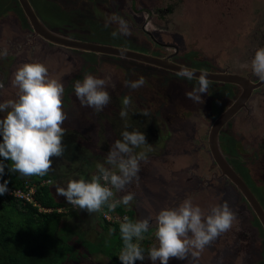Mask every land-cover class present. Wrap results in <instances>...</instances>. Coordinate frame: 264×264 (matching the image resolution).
Masks as SVG:
<instances>
[{"label": "rangeland", "instance_id": "obj_1", "mask_svg": "<svg viewBox=\"0 0 264 264\" xmlns=\"http://www.w3.org/2000/svg\"><path fill=\"white\" fill-rule=\"evenodd\" d=\"M31 2L44 24L57 34L102 44H121L152 55L166 56L178 51L176 60L180 63L210 71L239 70L238 65L240 67L251 60L247 48L244 49L249 46V27L259 24V28L264 27V0ZM113 15L128 22L130 36L113 38L111 33L118 25L105 26ZM4 49L8 55L0 56V82L4 84L0 89V103L18 98V89L12 85V80L13 73L23 63H44L49 75L64 84L63 106L70 130L76 132L80 148L83 147L77 149L71 163L73 171L67 166L62 168V174L70 175L69 179L81 176L90 179L97 174L96 165L105 162L112 144L122 138L125 125L145 133L151 151L147 152V159L140 162L139 179L118 194L121 197L134 193L135 198L125 206V212L138 206L142 217L151 218V232L144 234V240L139 242L145 260H138L136 264H152L147 255L153 245L158 246L154 232L159 211L176 207L186 198H191L193 204L206 214L212 207L227 201L236 218L231 229L205 247L197 259L189 255L187 260L173 258L169 264H264L261 224L237 187L221 175L209 150L211 126L228 107L232 97V100L238 97L239 89L210 83L201 102L196 103L185 95L198 86L196 80L189 81L164 71H150L143 67L146 64L114 56L53 46L35 34L17 0H0V53ZM85 73L106 81L111 99L98 113L82 107L74 92L75 81L82 79ZM141 76L146 81L143 87L133 90L125 86V81H134ZM261 93L264 95V89ZM126 95L132 102L127 110L128 116L121 118L122 99ZM254 104L253 114L242 112L222 131L219 141L223 154L255 192L257 186L261 189L264 185V101L258 105L255 99ZM140 106L150 114L142 115ZM4 115L6 113H0V118ZM150 127L156 129L154 139L150 138ZM141 150L135 149L137 152ZM74 212L67 220V226L75 230L76 241L80 239L78 234L83 232L89 242L94 238L101 240L103 235L108 237V233L113 232L112 227L106 226L114 224L106 222L101 211V219L84 210ZM120 215L122 223L123 217L128 215ZM114 244L115 239L110 238L102 251L91 255L83 264H116L110 262L107 254L113 250ZM114 251L119 256L121 250Z\"/></svg>", "mask_w": 264, "mask_h": 264}, {"label": "clouds", "instance_id": "obj_2", "mask_svg": "<svg viewBox=\"0 0 264 264\" xmlns=\"http://www.w3.org/2000/svg\"><path fill=\"white\" fill-rule=\"evenodd\" d=\"M115 23L117 30L111 35L130 36L128 22L117 15L111 16L105 26ZM4 49L0 56L7 57ZM251 70L255 76L264 81V47L257 48L251 61ZM178 77L189 81L194 78L198 86L186 92V97L199 103L203 94L207 93L210 81L206 74L197 78L195 70L180 66L176 73ZM143 76L134 81H125V86L133 90L145 85ZM12 85L18 89L17 99L0 103V113H6L0 118V179L5 168L11 173L21 176H46L53 165V158L62 157L66 146L63 142L66 129L63 127L68 118L64 110V84L49 75L46 65L39 61L23 63L13 73ZM4 84L0 82V89ZM74 92L82 107L91 108L95 112L102 111L110 102L106 81L103 78L85 73L82 79L74 83ZM131 97L122 99L121 118L128 116ZM148 116L145 109L142 113ZM127 128L128 126L125 125ZM111 146L104 163H98L97 174L90 179L81 176L79 179H69L66 187L57 186V196H63L73 208L87 211L88 214L100 212L105 206L115 210L120 204L129 206L134 200V193H127L116 199L115 193L126 188L134 180H138L140 162L147 159L151 151L144 132L139 130L121 133ZM135 149H142L137 152ZM5 161L10 163H5ZM108 165L110 167L105 166ZM8 181L0 183V195L9 191ZM235 214L227 201L211 208L205 213L201 207L194 205L191 198L184 199L176 207H165L155 217V238L158 246L153 245L148 251L152 264H169L173 258L187 260L189 255L197 259L205 247L211 245L222 233L231 229ZM152 226L151 218L146 217L133 221L128 216L123 217L119 225L123 247L119 253L121 264H136L144 261V249L140 241Z\"/></svg>", "mask_w": 264, "mask_h": 264}, {"label": "trees", "instance_id": "obj_3", "mask_svg": "<svg viewBox=\"0 0 264 264\" xmlns=\"http://www.w3.org/2000/svg\"><path fill=\"white\" fill-rule=\"evenodd\" d=\"M87 127L90 129V124ZM149 131L150 138L154 139V131L151 129ZM63 142L66 150L62 157L53 158V173L49 172L44 176L45 178H49V174L56 178L57 173L55 174L54 171L58 172L64 166L73 171L71 163L74 161L77 149L81 150L83 147L80 148L79 140L70 131H66ZM4 180H7L8 187L13 189H25L26 184L29 183L38 186L35 194L37 201L42 206L53 207L55 210L50 213H39L37 208L26 201L6 194L0 195V264H83L84 261L88 262L91 255L102 251L110 238L115 239L113 250L107 251L110 262L121 264L114 251V249L119 251L123 247L120 224L114 226L107 224L106 227H112L113 232L108 233L110 235L108 237L103 235L104 238L101 240L94 238L97 242L86 240L84 232L78 234L80 239L76 241L75 230L67 226V220L73 217V213L71 210L66 213L56 210L61 205L52 198L49 187H39L41 180L37 181L33 177L22 178L9 172L8 168H5L0 183ZM105 208L108 209L107 206ZM122 209V206H117V210L113 212L127 213L128 217L135 221L133 211L125 212ZM150 232L146 234L149 235ZM103 254L106 255L105 252Z\"/></svg>", "mask_w": 264, "mask_h": 264}, {"label": "water", "instance_id": "obj_4", "mask_svg": "<svg viewBox=\"0 0 264 264\" xmlns=\"http://www.w3.org/2000/svg\"><path fill=\"white\" fill-rule=\"evenodd\" d=\"M18 2L23 9L24 14L27 17L35 34L53 46L84 53L103 54L108 56L126 58L173 73H177L180 70V66H184L169 60V58H161L136 50L124 49L122 47L108 44L83 41L57 34L50 30L40 19L30 0H18ZM190 69L195 70V76L197 78L201 75V73H204L206 74V77L210 82L234 84L240 86L243 89L242 94L236 100V102L228 110L219 115V117L213 122L208 136L209 150L216 166L221 172V175L227 177V179L237 187L248 204L255 211L258 220L260 221L264 229V207L262 206L256 195L253 193V191L250 189L248 184L245 182V180L228 162L221 150L219 141L222 129L246 104L249 97L251 96L252 91L264 84V81L257 84H252L247 78H243L238 75L207 72L194 68Z\"/></svg>", "mask_w": 264, "mask_h": 264}, {"label": "flooded vegetation", "instance_id": "obj_5", "mask_svg": "<svg viewBox=\"0 0 264 264\" xmlns=\"http://www.w3.org/2000/svg\"><path fill=\"white\" fill-rule=\"evenodd\" d=\"M18 1V0H17ZM212 1V0H211ZM30 2H31V0H30ZM18 4H19V2H18ZM31 4H32V2H31ZM19 6H20V4H19ZM34 7V6H33ZM20 9L22 10V12H23V14H24V11H23V9L21 8V6H20ZM35 9V8H34ZM24 16H25V14H24ZM26 19H27V17H26ZM28 20V19H27ZM259 26H260V24L259 25H257V26H254V27H252V26H250L249 27V32H248V35H249V38H248V45L249 46H246L244 49H246L247 48V53H248V55H251V60H249L247 63H245V64H241V66L239 67V65H238V68H239V70H241L242 72H240L239 70H235V69H226V70H224V71H210V70H207V69H204V68H200V69H197V68H194V69H197V70H202V71H207V72H214V73H228V74H232V75H238V76H241V77H243V78H247L252 84H257V83H260V82H262V80H260L257 76H255L254 74H253V72H252V70H251V61H252V59L254 58V55H255V51H256V49L257 48H260V47H264V27H262V28H259ZM33 29V28H32ZM79 40H82V39H79ZM83 41H86V40H83ZM88 42H91V41H88ZM94 43H97V42H94ZM102 44V43H101ZM108 45H110V44H108ZM113 46H116V45H113ZM117 47H122V48H124V49H130V50H134V49H131V48H129V47H125V46H122L121 44H119ZM140 52V51H139ZM89 54V53H88ZM90 54H94V53H90ZM148 54V53H147ZM103 55V54H102ZM152 55V54H151ZM105 56H108V55H105ZM154 56H157V57H161V58H169V60H171V61H173V62H176V63H178V64H181V65H184V66H186V67H189V68H192V67H190V66H188V65H186V64H184V63H180L179 61H177L176 60V58H177V56H179V53H178V51H176V52H174L173 54H169V55H166V56H164V55H154ZM117 59H122V60H126V61H130V62H135V63H140V62H136V61H133V60H129V59H126V58H121V57H116ZM141 64V63H140ZM142 65H144V64H142ZM143 67H145L146 69H148V70H150V71H161V72H163L164 71V73H167V74H170V75H172L173 74V76L175 75L176 76V73H173V72H170V71H167V70H163V69H160V68H157V67H154V66H150V65H145V66H143ZM204 69V70H203ZM193 80H196L197 81V79H193ZM210 83H212V84H216V85H225V86H227V87H231V88H233V89H239V91H240V93H239V95H238V97L237 98H235L234 100H232L233 99V97L232 96H230V97H232V99L230 100V102H229V105H228V107L222 112V113H224L226 110H228L235 102H236V100L240 97V95L242 94V92H243V89L240 87V86H237V85H234V84H229V83H216V82H210ZM264 89V84H262L259 88H256V89H254L253 91H252V93H251V96L249 97V99H248V101L246 102V104L235 114V116L227 123V125L226 126H228L231 122H233V121H235L238 117H239V115L242 113V112H244L245 114H249V113H251V114H253V112L255 111V104H254V100L256 99V101H257V104L259 105V104H262L263 103V101H264V95L261 93V91ZM261 93V94H260ZM232 95H233V93H232ZM78 103V102H77ZM139 109H141L142 111H144L145 110V108H143L142 106H140V107H138ZM221 113V114H222ZM220 114V115H221ZM242 116V115H241ZM219 117V116H218ZM217 117V118H218ZM216 118V119H217ZM74 120V118H70V120ZM66 121H67V123H64V125H63V127L66 129V131H70V132H72V134L73 135H76V132H73L72 130H70L71 128H70V124L68 123V120L66 119ZM135 121V120H134ZM138 125H139V123H138ZM226 126L222 129V131L226 128ZM140 127V126H139ZM132 130V129H130V127H125V130ZM133 129H134V127H133ZM153 130L154 132H155V128H152V127H150L149 128V130ZM222 131H221V134H222ZM221 134H220V136H221ZM226 157V156H225ZM227 159V158H226ZM212 160H213V158H212ZM228 160V159H227ZM214 161V160H213ZM228 162L230 163V161L228 160ZM215 163V162H214ZM231 164V163H230ZM216 165V164H215ZM232 165V164H231ZM233 166V165H232ZM217 167V166H216ZM217 169H218V167H217ZM219 170V169H218ZM242 177V176H241ZM263 178V182H264V176L262 177ZM248 179V178H247ZM247 184H248V182L247 181H245ZM252 183H254L255 185H256V183L254 182V181H252ZM249 186V185H248ZM263 187L262 188H264V185H262ZM250 187V186H249ZM262 188L260 189L258 186H257V191H253L251 188V190L253 191V193L256 195V197L258 198V200L260 201V203L262 204V206L264 207V192L262 191ZM252 208V207H251ZM254 211V210H253ZM254 213H255V211H254ZM255 216H256V219L258 220V217H257V215H256V213H255ZM259 221V220H258ZM259 223H260V221H259ZM261 224V223H260ZM261 227H262V225H261ZM262 230H263V232H264V229H263V227H262Z\"/></svg>", "mask_w": 264, "mask_h": 264}, {"label": "crops", "instance_id": "obj_6", "mask_svg": "<svg viewBox=\"0 0 264 264\" xmlns=\"http://www.w3.org/2000/svg\"><path fill=\"white\" fill-rule=\"evenodd\" d=\"M7 164V163H6ZM51 172V174L53 173V170H51L50 171ZM54 173L56 174L57 173V177L55 178H53V175H50L49 174V178H45V177H39V176H31V177H33V178H36L37 179V181H46L47 182V184L45 185L46 187H49V191H50V194H51V196H52V198L57 202V203H59L60 205H61V207H59V208H57L56 210H58V212H61V213H66V212H68V211H70V210H73L72 211V213H73V215L75 214V212H74V210H76V211H78L79 209H76V208H73V206L72 205H70L68 202H67V200H66V198L65 197H63V196H57V194H56V187L57 186H61V187H66V185H67V182L69 181V178H70V175H68L67 174V172H66V174H67V176H64L63 174H62V169L60 170V171H58V172H56V171H54ZM60 173V175H58ZM12 174H17V175H19L20 176V174L19 173H12ZM28 178H30V177H28ZM30 184V183H29ZM114 191H115V189H114ZM115 194H116V198H121L118 194H120V192H116L115 191ZM122 195H125V194H122ZM42 206V205H41ZM118 206H122L123 207V209L122 210H125V206L123 205V204H120V205H118ZM44 207V206H43ZM44 208H49V207H44ZM51 209H54L55 210V208H53V207H50ZM136 209L135 210H129V211H133L134 212V216H135V220H138V218L139 219H143L144 217H142L141 216V213H140V208L138 209V206L137 207H135ZM53 210V211H54ZM115 210H117V207H116V209ZM52 211V212H53ZM136 215L138 216V218H136ZM93 216H97L98 217V219H101V215H100V212H96ZM98 226H99V224H97ZM70 227V226H69ZM104 228V227H103ZM150 231V230H149Z\"/></svg>", "mask_w": 264, "mask_h": 264}, {"label": "built area", "instance_id": "obj_7", "mask_svg": "<svg viewBox=\"0 0 264 264\" xmlns=\"http://www.w3.org/2000/svg\"><path fill=\"white\" fill-rule=\"evenodd\" d=\"M46 184H47L46 181H41L39 187H44ZM37 187L38 186L31 184H26L25 189H13L8 187L9 191L5 194L8 196H14L22 201H26L27 203L32 204L33 207L38 209L39 213L52 212L54 209L44 208L35 198ZM115 198H116V194H115ZM101 212H102V217L106 222L110 224L121 223L122 215H120L119 213H114L113 210L106 209L105 207L101 210Z\"/></svg>", "mask_w": 264, "mask_h": 264}]
</instances>
